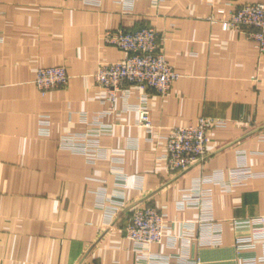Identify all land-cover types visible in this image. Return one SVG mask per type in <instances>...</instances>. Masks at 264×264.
Returning a JSON list of instances; mask_svg holds the SVG:
<instances>
[{
	"label": "crops",
	"instance_id": "crops-1",
	"mask_svg": "<svg viewBox=\"0 0 264 264\" xmlns=\"http://www.w3.org/2000/svg\"><path fill=\"white\" fill-rule=\"evenodd\" d=\"M258 1L0 0V264L264 257V56L244 31L222 27L233 7ZM146 24L180 74L167 95L148 93L153 132L137 123L142 88L130 84L110 105L94 81L99 61L123 57L103 33ZM54 65L69 81L41 93L36 71ZM201 116L225 122L210 129L205 159L175 173L167 135ZM84 133L97 142L94 162L61 143ZM136 202L166 219L162 241L144 249L125 232L122 208Z\"/></svg>",
	"mask_w": 264,
	"mask_h": 264
},
{
	"label": "built area",
	"instance_id": "built-area-1",
	"mask_svg": "<svg viewBox=\"0 0 264 264\" xmlns=\"http://www.w3.org/2000/svg\"><path fill=\"white\" fill-rule=\"evenodd\" d=\"M232 1V0H230ZM224 29L242 30L252 40L260 55L264 56V2L246 3L233 9L229 17L222 20ZM106 44L117 46L123 57L115 61H99L94 73V81L100 90L103 101L113 105L118 95H125L130 84H136L144 90L136 109L138 125L153 132L148 93L153 91L165 96L171 90L179 72L168 62L162 46V37L152 25H143L137 29H108L102 35ZM69 74L63 65L39 67L34 82L41 93L65 87ZM87 115L82 114L86 121ZM225 121H213L201 116L195 124L174 126L170 129L163 146V157L175 173L183 171L205 159L208 154L209 131L213 126ZM40 134L48 135L50 121L47 117L39 120ZM86 135L85 137H83ZM82 135L69 134L62 138V145L77 147L94 162L98 158L97 142ZM264 135V134H263ZM244 176H251L247 168H242ZM187 195L188 192H185ZM186 196V195H185ZM183 198V197H182ZM186 198V197H184ZM131 205V206H130ZM123 214L127 215L125 232L140 249L148 248L152 243L161 242L165 235V214L150 203L126 204ZM264 222V216L259 218ZM248 264H264V257L250 258Z\"/></svg>",
	"mask_w": 264,
	"mask_h": 264
}]
</instances>
